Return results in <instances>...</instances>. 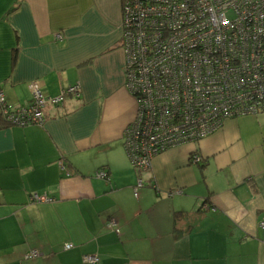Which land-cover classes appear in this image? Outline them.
I'll list each match as a JSON object with an SVG mask.
<instances>
[{
    "label": "crops",
    "instance_id": "obj_1",
    "mask_svg": "<svg viewBox=\"0 0 264 264\" xmlns=\"http://www.w3.org/2000/svg\"><path fill=\"white\" fill-rule=\"evenodd\" d=\"M121 38V0H0L5 104L28 102L31 82L45 96L81 88L47 103L41 123L0 119V264H264V113L135 168Z\"/></svg>",
    "mask_w": 264,
    "mask_h": 264
},
{
    "label": "built area",
    "instance_id": "obj_2",
    "mask_svg": "<svg viewBox=\"0 0 264 264\" xmlns=\"http://www.w3.org/2000/svg\"><path fill=\"white\" fill-rule=\"evenodd\" d=\"M121 47L124 83L137 102L125 147L141 169L158 153L215 131L226 118L264 113V0H124ZM29 88L30 100L17 107L5 104L0 90L3 116L38 124L47 103L81 92L78 83L47 96L37 82ZM143 185L138 179L135 196ZM32 198L47 200L46 194ZM115 224L106 221L110 228ZM98 260L83 255L85 263Z\"/></svg>",
    "mask_w": 264,
    "mask_h": 264
},
{
    "label": "trees",
    "instance_id": "obj_3",
    "mask_svg": "<svg viewBox=\"0 0 264 264\" xmlns=\"http://www.w3.org/2000/svg\"><path fill=\"white\" fill-rule=\"evenodd\" d=\"M121 3H122V9H123V3H124V0H121ZM2 117L4 118V116H1V113H0V119L2 120ZM4 122V121H3ZM6 123V122H5ZM0 124H2L1 122H0ZM126 150L128 151V149L126 148ZM129 157H130V155H129ZM132 160V159H131ZM134 165V164H133ZM134 167L135 168H137V169H139V170H141V168L140 167H137V166H135L134 165ZM105 172V171H104ZM107 173L105 172V177H103V178H107ZM205 203H206V201L205 202H203V204H202V206L203 205H205ZM184 214V212H181V211H176L175 213H174V222H175V225H174V230H175V232H178V231H180L181 229L180 228H178L177 226H176V223H177V221L179 220V218L182 216Z\"/></svg>",
    "mask_w": 264,
    "mask_h": 264
}]
</instances>
